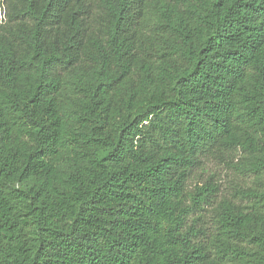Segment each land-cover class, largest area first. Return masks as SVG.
I'll use <instances>...</instances> for the list:
<instances>
[{
    "label": "trees",
    "instance_id": "1",
    "mask_svg": "<svg viewBox=\"0 0 264 264\" xmlns=\"http://www.w3.org/2000/svg\"><path fill=\"white\" fill-rule=\"evenodd\" d=\"M0 9V264H264V0Z\"/></svg>",
    "mask_w": 264,
    "mask_h": 264
},
{
    "label": "rangeland",
    "instance_id": "2",
    "mask_svg": "<svg viewBox=\"0 0 264 264\" xmlns=\"http://www.w3.org/2000/svg\"><path fill=\"white\" fill-rule=\"evenodd\" d=\"M3 11L0 9V20L3 18ZM236 163L238 160H235ZM209 173L213 174L214 181L219 185L220 191L223 194H226L230 191V187L236 183L241 182L240 176L236 173L234 168H231L230 165L227 166L224 163H211L207 166V171L204 174V177ZM242 178V177H241ZM248 179V178H247ZM200 181L199 178L194 179L195 181ZM193 182L191 184H193ZM201 183V182H200Z\"/></svg>",
    "mask_w": 264,
    "mask_h": 264
}]
</instances>
